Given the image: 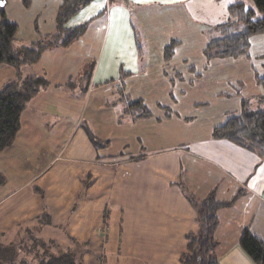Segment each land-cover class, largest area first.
Masks as SVG:
<instances>
[{
    "label": "crops",
    "instance_id": "0c3cea01",
    "mask_svg": "<svg viewBox=\"0 0 264 264\" xmlns=\"http://www.w3.org/2000/svg\"><path fill=\"white\" fill-rule=\"evenodd\" d=\"M190 1L94 0L68 22L88 23L83 36L69 46L46 49L29 64L32 73L24 70L25 76H44L49 86L27 103L21 129L0 152L3 245L21 250L29 239L60 241L86 264L110 259L113 264H181L188 234L199 230L196 201L213 192L219 201H232L218 211L214 253L219 263L257 264L239 241L245 228L264 241V159L213 137L217 125L240 112L245 85L234 94L218 91L219 114L200 112L208 101L193 102V111L175 108L188 92L187 83L203 76L188 59L197 47L186 45L183 30L173 26L182 16L189 26ZM62 3L31 0L25 7L24 0H2V7L6 19L18 25V43L27 45L55 32ZM166 17L172 20L170 32ZM150 22L157 24L154 46ZM10 68L0 88L16 77V68ZM213 74L220 82L221 70ZM163 83L168 102L158 101L161 110L155 114L146 98L159 96ZM139 99L150 117L139 118L131 109ZM232 100L237 102L229 108ZM84 101L89 111L84 125H77ZM67 125L72 134L61 147ZM86 128L106 144L95 146ZM83 179L91 184L85 186ZM45 214L48 224L41 220Z\"/></svg>",
    "mask_w": 264,
    "mask_h": 264
},
{
    "label": "trees",
    "instance_id": "16d2710c",
    "mask_svg": "<svg viewBox=\"0 0 264 264\" xmlns=\"http://www.w3.org/2000/svg\"><path fill=\"white\" fill-rule=\"evenodd\" d=\"M94 0H63L56 16V30L46 37L24 45L18 43L16 32L18 25L6 19L4 8L0 12V65L8 63L16 68V77L8 80L0 88V152L9 147L16 138L22 126L21 116L27 103L38 94L42 88L49 86L44 76L31 75L23 77L21 68L26 64L36 63L42 53L51 47L69 46L86 32L88 23L69 26L68 22L85 6ZM255 8L247 7L245 2H234L228 6L235 21H226L214 25L209 30V39L204 48L208 61L215 59L236 58L246 54L251 37L264 32V0H252ZM29 7L31 0H24ZM261 17H256L257 13ZM167 55L174 51V43L167 47ZM89 76V75H88ZM257 84L264 88V76L256 75ZM240 92V91H239ZM259 96L242 97L241 109L236 115L230 116L224 123L213 129V137L226 139L237 145L248 148L264 159V95L257 109H253L254 101ZM131 109L139 118L150 117L151 110L142 100L130 104ZM164 109H167L164 107ZM169 112V110L167 109ZM87 132L95 146H104L96 139L88 128ZM87 177L90 178L88 175ZM5 177L0 173V185ZM83 184L91 182L83 179ZM199 230L188 234V244L181 254V264H220L215 255L216 230L219 225L218 211L229 206L232 201H219L212 192L206 199L197 202ZM41 220L48 224L47 214ZM30 237V236H29ZM240 245L244 251L257 263L264 264V241L245 228L240 236ZM23 243V242H22ZM27 241L21 250L25 256L19 257L21 250L15 245H3L0 242V263L3 264H86L77 257L75 251L62 250L58 245L44 241Z\"/></svg>",
    "mask_w": 264,
    "mask_h": 264
},
{
    "label": "rangeland",
    "instance_id": "374dc122",
    "mask_svg": "<svg viewBox=\"0 0 264 264\" xmlns=\"http://www.w3.org/2000/svg\"><path fill=\"white\" fill-rule=\"evenodd\" d=\"M245 2L247 7L255 8L254 2L252 0H191L190 3L187 5L189 9V17H190V24L189 26H186V20L185 16H182L179 18V22L175 23L176 21H173V26H179L180 29H182V35L183 37H186L185 43L189 47H197V50L194 49L192 53L188 55L189 63L194 65L197 68V71L200 72L203 76L201 78L196 77L194 80L188 84V89L185 94V97H181L182 103H179L175 106L176 110L179 111L178 113L185 112V111H193L192 103L193 102H209L208 105H204L206 107H201L203 109H200V112H213L215 114H219V111L223 112V105L218 102L217 100V93L219 90L221 91H231L234 94V91L238 90L237 86L243 87L245 85V94L246 97H252V96H259L257 100L254 101L253 109H257L261 102L260 98L262 95H264V88L261 86L255 85L257 83L256 75L259 74L260 76H264V32L257 33L251 37V44L246 52L245 55L239 56L236 58H227V59H216V60H210L208 61L206 58V55L204 54V49H202L203 46L206 45L209 39V30L216 25L221 24L226 21H235L236 16H233L228 11V6L234 2ZM2 0H0V12L2 9ZM4 8V7H3ZM5 11V8H4ZM261 13H257L256 17H261ZM1 19V17H0ZM164 20V19H163ZM167 21H172L170 19L165 18L164 21V27L166 28L167 32H170L171 30V23ZM205 25V33H203L202 28ZM159 26H161V21L159 23ZM150 29L153 31V35H150V42L153 45L157 32V24L150 22ZM140 28V27H139ZM24 29V27H22ZM141 29V28H140ZM140 33L143 32V30H139ZM144 34V33H143ZM101 37V36H100ZM99 37V39H100ZM98 39V41H99ZM141 44L144 46L145 41L143 36L141 35ZM98 42H95L93 45L97 46ZM200 45V46H199ZM193 47V48H194ZM96 47H90L89 51H92L93 53H96ZM192 49V48H191ZM73 51V49H72ZM97 57V54L96 56ZM152 58H156L155 55L152 56ZM95 59V58H94ZM214 64H217L215 67L211 68ZM222 64V65H221ZM161 65V64H160ZM228 66V67H225ZM12 65H9L8 63H2L0 65V81L4 78L6 79L9 73H11V67ZM204 66H207L204 68ZM13 67V66H12ZM26 68H29L28 70L30 73L34 71V68L31 67V65L26 64L22 66V70L24 71ZM38 71H41L40 68H38ZM215 69L221 70L220 75V82L218 79H215V75L213 74V71ZM40 73V72H39ZM28 75L26 71H24L23 77H29L25 76ZM158 78V76H157ZM160 79V78H158ZM159 82H162L159 81ZM1 83V82H0ZM165 83H163L162 90L159 92V96L148 99V104L150 105V109L154 111L155 114H159L161 108L158 107L157 102H163V104H167L168 98H167V92L165 88ZM112 89V88H111ZM128 91V90H127ZM261 91L260 94L257 95L256 92ZM84 96V95H83ZM86 100V98H85ZM233 102H237L236 100L228 101L226 103L227 105H230L231 107ZM35 106V105H34ZM89 108H87V101H84L81 104L80 109L78 110L77 115V125H84L85 121L84 117L86 118L85 112H88ZM234 115V114H232ZM202 121V120H201ZM53 124H55V119L52 120ZM207 124V123H206ZM163 125H159L157 128L161 127ZM79 127V126H78ZM70 126L67 125L65 127V132L62 134L63 137L66 138L61 142V147L65 145L66 140L70 138L72 134V130H70ZM69 141V140H68ZM16 180V177H14ZM16 185V183L14 184ZM56 232H61L59 229ZM31 243V239L27 240ZM29 243V246H30ZM53 246L58 245L62 250H67V247H65L64 242H57L55 244L52 243ZM71 250V249H70ZM115 263V259H110L109 264Z\"/></svg>",
    "mask_w": 264,
    "mask_h": 264
}]
</instances>
